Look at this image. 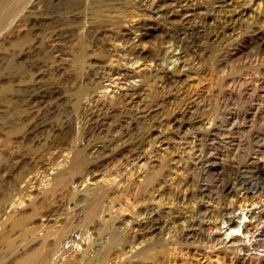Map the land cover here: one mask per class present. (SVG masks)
I'll use <instances>...</instances> for the list:
<instances>
[{
  "label": "rangeland",
  "instance_id": "1",
  "mask_svg": "<svg viewBox=\"0 0 264 264\" xmlns=\"http://www.w3.org/2000/svg\"><path fill=\"white\" fill-rule=\"evenodd\" d=\"M246 8L248 14L230 22ZM2 10H11V15L0 28V123L31 131L30 139L15 145L26 165L16 169L13 186L25 187L35 177L36 193L58 172L57 155L70 160L74 150L95 145L98 133L90 130L92 107L86 91L106 96L108 109L101 114L111 120L112 129L125 115L111 114V104L121 107L119 94L139 89L142 92L128 107L132 119H127L137 123V129H128L123 141L133 145L149 135L146 158L128 167L118 158L71 190L75 200L89 197L96 183L121 193L142 179L138 176L156 171L161 157L167 156L172 172L163 187L171 197L151 204L182 212L187 222H180L182 229L172 220L165 222L156 245L129 223L133 209L124 204L130 198L115 195L116 228L126 223L130 238L107 262L97 264H235L240 259L264 264V44L257 36L264 33V0H13ZM145 23L148 26L138 30ZM185 23L198 34L178 32ZM133 27V41L125 46L121 38ZM132 43L144 50L142 56L134 55ZM161 57L165 61L158 62ZM104 68L124 70L132 79L116 85L120 78ZM161 70L173 73L177 82L167 86ZM1 133L2 140L6 135ZM205 143L214 153L212 168L211 163L196 166ZM120 168L125 177L117 176ZM198 189L213 199L204 201L207 219L196 213L202 202L194 196ZM228 189H233L230 194ZM19 197L14 201L20 203ZM70 203V196L57 192L47 207L57 213L61 204ZM241 208L252 210L255 218L235 219L241 232L227 242L228 232L236 228L229 227L227 219L243 214ZM108 216L104 214V221ZM189 226L198 231L186 241L181 230ZM108 238L101 233L79 237L81 244H73L60 260L74 262L86 248L89 256L101 255Z\"/></svg>",
  "mask_w": 264,
  "mask_h": 264
},
{
  "label": "bare ground",
  "instance_id": "2",
  "mask_svg": "<svg viewBox=\"0 0 264 264\" xmlns=\"http://www.w3.org/2000/svg\"><path fill=\"white\" fill-rule=\"evenodd\" d=\"M12 1L13 0H0V28H4L5 26H7V20H9L11 15V10L3 11L2 8L7 3H11ZM246 14H248L247 8L242 9L240 10V12H238L237 15L232 16L230 22L234 23V21H236V17ZM147 26L148 25L146 23L141 24V26L138 27V30ZM134 29L135 28L133 27L129 30L124 31V38H121V40L125 46L133 41L131 39V36L133 35ZM232 29H234V27ZM195 31L196 29L188 27L186 23L180 26V28L178 29V32H183L182 34L186 36L198 34ZM106 34L107 33H100V36ZM257 36L262 39L264 44V33L259 32ZM196 42V40L193 41V43ZM132 44L133 45L131 46H134V55L136 57L142 56L144 54V50H140L137 45H135L134 43ZM109 46L110 45L106 47V50L108 54L112 55L114 53V50L110 48L111 46ZM84 55L85 53L82 52L81 56L79 57L80 64L83 63ZM157 56L159 57L160 54H157ZM161 58L158 59V62H160L161 60L165 61V57L162 59ZM104 70L106 72L108 71V74H111V76H118V78H120L118 79L119 84L115 83L116 85H120V81H125L126 83L130 79H132V77H130L127 72L121 69L104 68ZM106 72H103V74H106ZM161 73L163 74L164 83L167 86H173L177 82V80L175 81L174 79L173 73L165 70H161ZM256 88L259 89L258 86ZM87 92L88 91H86V94L89 95V106L92 107L90 109L91 113L88 120L90 122V130L92 132L98 133L97 140L93 141L95 142V145H93L92 148H89L88 146V148L85 147L74 150L70 160H67L64 155H57L56 160H60L58 172H56V175L46 183V186H43L44 188L42 190H37L36 193L32 192V189L36 187L34 182L35 177L33 179H29L28 184L25 187L17 188L13 186L12 183L16 169H19L20 166L22 168L23 165H26L25 157L21 155L19 151H15V145L16 143H23L24 140L30 139L31 131H18L16 129H12L10 126V129H8L9 127L7 126V121H5V123H0V132L6 135L4 139H0V264H60V262L61 264H63L60 259L63 256H66L69 248L73 244H76V242H78L77 240L79 237L82 239L83 237L85 238V236L88 234L96 235L97 233L109 236L108 246H106L103 253L101 255L98 254L95 256H89L87 254L89 252L86 248L85 255L82 258L76 259L74 262H70L68 264H97L99 262H107L109 260L110 254L115 249L119 251V249H117L118 247H125L131 233L128 225L126 223H123V221V224H121L122 226L117 227L118 229L116 228V223L119 219V212L118 210H116L117 207L115 205V202L117 201V198H115L114 196L119 194H122L121 199L125 197L130 198L129 200L131 202L125 203L124 206L129 210L133 209V211H130L132 214L129 220V223H131L133 226V230H137V232L143 233L142 235H145L146 237L151 236L152 239L155 240L154 243L156 245L161 243L160 237L164 232L165 227L163 226V224L165 222L172 220L178 227L181 225L180 222H187V217L184 213L175 211L172 208L164 211L159 208L160 206L155 207L153 204H151L155 201L156 198H165V200H170V190L166 189V186L163 187L167 184V178L171 175L172 172V170L166 166L167 161H165V159L167 158V156L161 157L163 162H159L160 166H156V171L145 174L144 176H138L139 179H141V177L142 179L140 181L129 184L127 189L119 190L121 191V193H117L114 190L115 188L113 189V187H98L99 185L98 183H96V186L94 188L91 187L92 189L90 191L92 193H90L91 195L89 197L75 200V193L73 194V190H71V187L79 184L82 185L85 182V178L87 175L92 174L93 176L96 175L97 177V173L99 174V172H102V168L109 164H113V162L119 160L118 158H122L124 160L125 166L127 167L131 166V164L134 165V163H138V161L140 162L141 160H144L146 158L147 148L151 146L150 142L148 141L149 135H143V133V136L139 139V141L133 145H125L123 141V139L127 137L126 132L128 129H131L130 131L137 129V123L135 124V122H128L127 120L131 118V108L128 107L132 106L130 104L133 103L134 99L137 98L142 91H140L139 89L134 90L132 94H124V92H122L123 94H119L120 96L118 97L119 104H121L122 106L119 107L118 103L111 104L110 109L113 111L111 112V114L114 112H121V114L125 115L123 116L124 120H121L120 125H118L119 127L113 126L112 129H109V126H111L109 121L111 120L108 117H102L101 114V111L108 109V106L105 102L106 96L103 94H97L94 91H92L91 93ZM164 104H167V102L165 101ZM168 123L171 124V121ZM131 127L134 128L132 129ZM112 132H116L117 135H113V137L109 138L110 136L108 134ZM2 133L1 135L3 136L4 134ZM198 152L200 154H197V167H204L205 165L207 166L209 163H211L214 157L211 146H208L205 143L202 145L201 149H199ZM1 153L4 155L3 158L1 157ZM209 166L211 168L213 166H216L215 162L213 163V165L212 163L209 164ZM117 174L118 177L126 176L122 168L119 169V172ZM86 180L88 181V179ZM85 183L87 184V182ZM227 191L228 194L231 193L229 189ZM57 192L70 196L71 203L67 206L61 204L60 209L56 213L54 212V210L47 206L50 198L53 197ZM17 196H20V203L14 201L15 197ZM194 196L200 198L202 201L200 204L197 203V215L200 216L201 219H207L208 217L206 218V208L208 207L204 206L206 205L204 204V201L206 199L213 200L212 197H207L208 195H205V191L202 189H198ZM108 202L109 204H107ZM148 202L150 204H148ZM14 204L16 205V207ZM13 206L14 208L8 213V209ZM20 208L22 209V212L18 211ZM114 209L115 212L113 211ZM241 210L243 214L240 213L239 215L237 214L234 217L231 215L232 217L229 216V218L227 219V224L229 227H236L228 232L226 236L227 242H232L233 238L235 239L236 235L234 233L241 232V225L236 226L237 222H235V219H240L241 217L239 216L245 217L248 215V218H255V216L253 217L255 213H253L252 210L245 211L243 210V208H241L240 211ZM106 213H108L109 216L108 219L104 221V214ZM240 220L242 222V219ZM200 225L201 224H199V226ZM189 227L190 228L186 227L187 229L181 230V233H183L182 237L186 241L190 240L192 237L194 238V236L197 235L198 231L196 228L194 229L191 228V226ZM179 229H182V225ZM246 263L247 259H240L235 261V264Z\"/></svg>",
  "mask_w": 264,
  "mask_h": 264
}]
</instances>
